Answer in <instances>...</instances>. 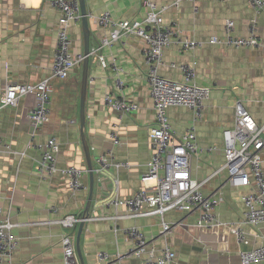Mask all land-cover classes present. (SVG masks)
<instances>
[{
    "label": "crops",
    "instance_id": "crops-1",
    "mask_svg": "<svg viewBox=\"0 0 264 264\" xmlns=\"http://www.w3.org/2000/svg\"><path fill=\"white\" fill-rule=\"evenodd\" d=\"M151 1L157 7L167 5L162 13L165 24L203 42L189 51L179 43H172L163 51L164 65L159 74L181 81L180 69L170 64H188L196 71L195 84L209 89L203 116L194 124L196 141L202 150L191 156L190 173L193 179L203 182L206 196L223 197L215 208L223 224L239 223L245 212L242 196L255 191L253 182L247 187H234L228 183L225 170L215 171L224 162L222 131L233 125L237 101L257 125L264 124V12L256 15L259 45L234 48L210 44L208 40L223 37L227 20L233 22L234 36L248 37L254 12L247 0H183L177 7L171 6L175 0ZM86 9L90 50L109 33L93 16L108 11L116 21L142 19L147 11L144 0H86ZM57 19L58 12L50 0H0V94L7 81L34 83L49 75L56 47ZM69 35L72 53L83 54L81 21L71 25ZM142 48L143 42L132 36L89 58L83 135L90 151L93 183L87 216L84 210L89 197V171L82 176L84 188L73 194L61 173L50 178L38 174L40 152L36 147L54 137L59 143L56 156L59 168L75 165L87 169L79 123L82 64L66 79L51 81L50 119L36 132H32L28 119L34 102L32 96L20 99L15 107L0 109V141L17 152H0V211L3 218L13 223L11 232L17 239L13 263L64 264L60 238L66 233L74 234L76 253L81 223L78 239L81 259L76 255V264H141L131 254L119 260L113 258L115 253L123 255L132 249L133 242L124 232L131 226L143 232L148 248L154 249L156 255L165 244L169 245L175 253L174 264H241L239 250H249L264 242V228L242 224L247 243L237 244L229 227H197V212L181 209L164 213V221L181 223L165 237L160 233L157 216L88 220L101 214H122L123 208L115 209L109 200L114 196L130 197L143 185L141 179L152 153L150 132L156 119ZM116 80L122 83L120 88L114 86ZM108 93L136 103L138 109L126 114L112 111L104 104ZM168 117L175 137L193 123L192 111L185 106L170 107ZM111 135L118 137V144H114ZM101 156L109 162H127L130 166L110 165L100 170ZM261 157L264 172V149ZM67 214L85 215L86 220L72 228L49 222ZM98 252L108 253L112 259L99 262Z\"/></svg>",
    "mask_w": 264,
    "mask_h": 264
},
{
    "label": "built area",
    "instance_id": "built-area-1",
    "mask_svg": "<svg viewBox=\"0 0 264 264\" xmlns=\"http://www.w3.org/2000/svg\"><path fill=\"white\" fill-rule=\"evenodd\" d=\"M175 0L172 7H177ZM187 1V0H186ZM194 1V0H189ZM254 12V17L249 25L248 37L233 35V22L227 20L224 25L223 37L209 38L210 44H222L234 48L258 46L260 38L257 35L256 15L264 12V0H247ZM58 12L56 24V47L53 54L51 71L48 76L34 83L5 82L0 94V109L15 107L19 100L32 96L33 105L29 111L28 119L32 132L41 129L50 119V97L52 93L51 81L66 79L71 71L83 62V54H73L71 51V38L69 29L71 25L80 23L81 12L78 0H50ZM147 7L142 19L113 20L108 11L93 16L101 27L108 28L107 36L100 39L98 45L89 51V57H96L104 47L123 41L128 37L139 38L143 42L142 53L147 67L146 82L149 96L155 114V126L150 132V147L152 150L148 162L147 172L141 181L142 188L126 198L114 196L109 200L115 209L123 208L122 214L97 215L89 217L90 221H102L118 218H138L143 216L160 217L161 235L166 236L171 229L181 223H168L163 215L171 209H181L186 212L196 211L195 225L205 229L229 227L237 244L247 243L241 230L242 224L255 228H264V172L262 169L261 152L264 149L262 132L264 124L257 125L247 109L240 101L234 105V122L222 131L224 162L215 173L225 170L227 181L234 187H247L253 182L255 191L242 196L245 206L243 219L239 223L223 222L215 214V208L223 200L220 194L206 196L202 191L203 182L191 177L190 158L201 151L196 141L194 124L203 116L204 101L209 97L208 88L195 84L196 71L188 64L170 66L178 67L182 80H172L162 77L159 68L164 65L163 51L172 43H179L184 50H193L200 47L203 42L189 38L183 31L174 25H167L163 21L162 13L167 5L157 7L151 0H144ZM114 86L120 88L122 83L116 80ZM104 104L112 111L126 114L138 109V105L123 97L108 93L104 96ZM172 106H185L192 111V125L182 134L175 137L168 117V109ZM114 144H118V137L111 135ZM39 149L37 172L42 178H50L56 173H61L66 179V186L70 192L76 194L84 188L82 176L88 171L75 165L59 168L56 156L59 152V143L54 137H49L44 143L36 145ZM210 150V149H208ZM0 152L11 153V147L0 141ZM24 154V153H21ZM100 170L110 165L128 168L127 162H109L104 156L98 161ZM99 170V169H98ZM55 210V209H53ZM86 217L72 214L64 215L59 219L50 220L64 228H72L78 222H83ZM13 223L1 216L0 211V264H15L12 260L13 252L17 247V239L12 234ZM115 230V228H114ZM127 237L132 240L133 247L127 253H115L116 260L131 254L141 260V264H174L175 253L165 244L158 255L154 249L148 248V242L143 232L136 226L124 229ZM61 246L64 264H76L74 247V234L66 233L61 236ZM241 264H251L262 261L264 263V242L249 250H239ZM99 262H106L112 256L105 252H98Z\"/></svg>",
    "mask_w": 264,
    "mask_h": 264
},
{
    "label": "water",
    "instance_id": "water-1",
    "mask_svg": "<svg viewBox=\"0 0 264 264\" xmlns=\"http://www.w3.org/2000/svg\"><path fill=\"white\" fill-rule=\"evenodd\" d=\"M79 6H80V12H81V25L83 30V37H84V49H83V62H82V76H81V93H80V108H79V123L81 126V139L83 144V150L86 157V165L87 170L89 171L90 176V187H89V197L88 201L84 210V214L88 215V208L91 200L92 195V183H93V173H92V163H91V157H90V151L89 147L86 143V140L83 135V128L85 125V113H84V106H85V99H86V90H87V79H88V65H89V51H90V45H89V36H90V29L88 25V15H87V9H86V0H78ZM84 215V217H85ZM82 229V223L79 227V232L76 240V255L79 259H81L80 250L78 247V239L79 235Z\"/></svg>",
    "mask_w": 264,
    "mask_h": 264
}]
</instances>
